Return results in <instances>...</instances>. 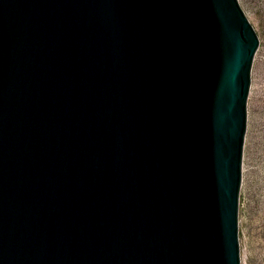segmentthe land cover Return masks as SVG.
Listing matches in <instances>:
<instances>
[{
	"label": "water",
	"instance_id": "1",
	"mask_svg": "<svg viewBox=\"0 0 264 264\" xmlns=\"http://www.w3.org/2000/svg\"><path fill=\"white\" fill-rule=\"evenodd\" d=\"M258 45L238 0H0V264H241Z\"/></svg>",
	"mask_w": 264,
	"mask_h": 264
},
{
	"label": "rangeland",
	"instance_id": "2",
	"mask_svg": "<svg viewBox=\"0 0 264 264\" xmlns=\"http://www.w3.org/2000/svg\"><path fill=\"white\" fill-rule=\"evenodd\" d=\"M238 1L259 39L247 100L238 239L241 264H264V0Z\"/></svg>",
	"mask_w": 264,
	"mask_h": 264
}]
</instances>
